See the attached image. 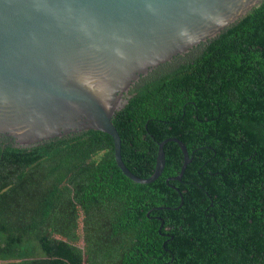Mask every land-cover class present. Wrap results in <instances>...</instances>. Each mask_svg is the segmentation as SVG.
Listing matches in <instances>:
<instances>
[{"label":"trees","instance_id":"1","mask_svg":"<svg viewBox=\"0 0 264 264\" xmlns=\"http://www.w3.org/2000/svg\"><path fill=\"white\" fill-rule=\"evenodd\" d=\"M97 129L0 142V264H264V0L155 68Z\"/></svg>","mask_w":264,"mask_h":264},{"label":"water","instance_id":"2","mask_svg":"<svg viewBox=\"0 0 264 264\" xmlns=\"http://www.w3.org/2000/svg\"><path fill=\"white\" fill-rule=\"evenodd\" d=\"M262 0H0V134L30 146L97 129L113 139L115 160L139 183L163 171V146L191 161L176 137L159 141L148 177L121 157L112 116L140 74L219 34ZM130 95L128 96V98Z\"/></svg>","mask_w":264,"mask_h":264},{"label":"flooded vegetation","instance_id":"3","mask_svg":"<svg viewBox=\"0 0 264 264\" xmlns=\"http://www.w3.org/2000/svg\"><path fill=\"white\" fill-rule=\"evenodd\" d=\"M155 68V67H154ZM152 70V69H151ZM151 70H149L146 74H140L139 75V77L136 79V80H134V81H132V83L129 85V87H128V91L127 92H124L123 93V98L125 99H127L128 100V96L130 95V90L135 86V84L137 83V82H141L142 81V79H145V77L146 76H148V74H149V72L151 71ZM83 131V130H82ZM78 132H81V131H76V132H70V133H66V134H62V135H60V136H56V137H63V136H67V135H70V134H74V133H78ZM55 138V137H54ZM50 139V138H49ZM1 140H4L5 142H13L14 144H16L15 143V140L13 139V138H11V137H9V136H6V135H3V134H0V142H1ZM46 140H48V139H46ZM42 141H44V140H42ZM42 141H39V142H42ZM39 142H37V143H39Z\"/></svg>","mask_w":264,"mask_h":264}]
</instances>
